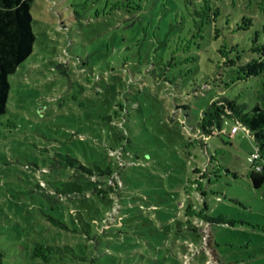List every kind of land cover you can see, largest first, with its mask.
I'll use <instances>...</instances> for the list:
<instances>
[{
  "label": "rangeland",
  "instance_id": "obj_1",
  "mask_svg": "<svg viewBox=\"0 0 264 264\" xmlns=\"http://www.w3.org/2000/svg\"><path fill=\"white\" fill-rule=\"evenodd\" d=\"M200 1L31 0L33 49L8 76L0 115L2 264H264L254 139L229 121L205 146L187 128L207 102L193 89L235 71L222 38L191 37ZM247 4L230 6L252 20L229 35L240 49L264 38V0ZM185 46L198 60L165 68ZM67 154L110 166L122 185L47 198L73 175ZM36 242L85 259L46 263L31 257Z\"/></svg>",
  "mask_w": 264,
  "mask_h": 264
},
{
  "label": "trees",
  "instance_id": "obj_2",
  "mask_svg": "<svg viewBox=\"0 0 264 264\" xmlns=\"http://www.w3.org/2000/svg\"><path fill=\"white\" fill-rule=\"evenodd\" d=\"M231 5H240L242 8L249 6L247 0H201L190 10L194 27L191 37L202 40L207 32L211 39L222 38L219 52L224 57L223 64L235 66V71L226 81L219 76L214 78L215 83L206 81L203 86L193 89L194 96L200 95L207 102L203 105L200 115L193 118L194 124L188 125L187 128L206 146L207 140L219 135L229 121L233 122V125L245 126L254 139L257 153L256 167L251 169L249 177L253 185L259 187L264 183V83L258 85L259 80L255 76L264 71V38L260 40L256 33L251 36L248 46L241 49L239 43L229 44V35L238 34L252 24L249 15L244 11L232 9ZM30 8L31 0H0V115L7 108L10 88L8 76L33 49L35 33ZM189 48L190 46L184 47V55L180 60L172 57L166 61L165 68L179 63L196 62L198 58L187 52ZM233 51L235 55L229 56ZM249 81L251 84H247ZM255 86L257 88L253 90L251 96L244 94L246 87ZM207 91L211 92L208 94ZM181 107L189 108V105ZM63 157L64 166L71 167L73 175L62 181L56 190L44 191L43 194L49 199L59 200L57 196L64 199L74 198L90 192L104 196L114 194L122 185V181L118 180L110 166L102 167L95 163L86 165L69 154ZM120 164H123V160ZM206 172L200 177H205ZM38 186L43 188L41 185ZM3 255L0 250V264L3 263ZM31 257L41 258L46 263L85 259L68 244L53 245L39 242L33 245Z\"/></svg>",
  "mask_w": 264,
  "mask_h": 264
},
{
  "label": "built area",
  "instance_id": "obj_3",
  "mask_svg": "<svg viewBox=\"0 0 264 264\" xmlns=\"http://www.w3.org/2000/svg\"><path fill=\"white\" fill-rule=\"evenodd\" d=\"M239 128L244 129L245 131H248V130L246 129L245 126H242V125L236 124V125H233L232 132H233V133H234V132H237ZM256 157H257V153L254 152V153H252V154L249 156V159L255 162ZM255 167H256V165H255Z\"/></svg>",
  "mask_w": 264,
  "mask_h": 264
}]
</instances>
